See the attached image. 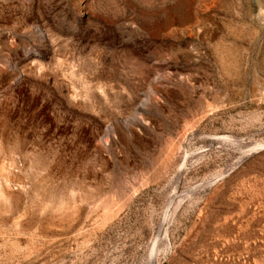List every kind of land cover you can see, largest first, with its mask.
<instances>
[{"label": "rangeland", "instance_id": "obj_1", "mask_svg": "<svg viewBox=\"0 0 264 264\" xmlns=\"http://www.w3.org/2000/svg\"><path fill=\"white\" fill-rule=\"evenodd\" d=\"M0 264H264V0H0Z\"/></svg>", "mask_w": 264, "mask_h": 264}]
</instances>
